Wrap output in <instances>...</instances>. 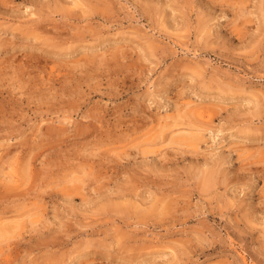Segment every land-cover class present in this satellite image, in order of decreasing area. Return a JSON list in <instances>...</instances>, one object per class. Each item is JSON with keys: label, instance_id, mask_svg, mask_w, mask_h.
I'll return each mask as SVG.
<instances>
[{"label": "rangeland", "instance_id": "obj_1", "mask_svg": "<svg viewBox=\"0 0 264 264\" xmlns=\"http://www.w3.org/2000/svg\"><path fill=\"white\" fill-rule=\"evenodd\" d=\"M2 233L0 264H264V0H0Z\"/></svg>", "mask_w": 264, "mask_h": 264}, {"label": "bare ground", "instance_id": "obj_2", "mask_svg": "<svg viewBox=\"0 0 264 264\" xmlns=\"http://www.w3.org/2000/svg\"><path fill=\"white\" fill-rule=\"evenodd\" d=\"M197 116H199L200 118L201 117H203L204 116V111H198L197 112ZM7 228H8V226H7ZM5 229H6V227H5ZM4 228H3V231L5 230ZM7 230V229H6ZM1 232H2V229H1ZM5 233V232H4ZM5 234H7V232L5 233ZM1 236L3 235V233L2 234H0ZM8 235V234H7Z\"/></svg>", "mask_w": 264, "mask_h": 264}]
</instances>
